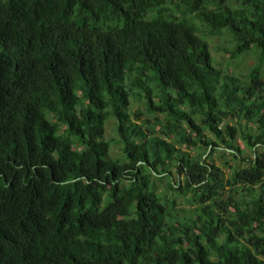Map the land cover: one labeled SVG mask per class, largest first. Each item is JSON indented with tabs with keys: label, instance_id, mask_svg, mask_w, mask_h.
I'll return each mask as SVG.
<instances>
[{
	"label": "trees",
	"instance_id": "16d2710c",
	"mask_svg": "<svg viewBox=\"0 0 264 264\" xmlns=\"http://www.w3.org/2000/svg\"><path fill=\"white\" fill-rule=\"evenodd\" d=\"M0 264H264V0H0Z\"/></svg>",
	"mask_w": 264,
	"mask_h": 264
},
{
	"label": "rangeland",
	"instance_id": "374dc122",
	"mask_svg": "<svg viewBox=\"0 0 264 264\" xmlns=\"http://www.w3.org/2000/svg\"><path fill=\"white\" fill-rule=\"evenodd\" d=\"M173 1V0H172ZM209 44V48L211 51V55L215 66L217 69L223 71L224 73L238 77L240 80H245L247 76L248 69L254 67L258 64L257 56L253 54H249L246 56H242L238 59H231L229 51L231 50L230 45L225 41L224 38L221 37H212L206 39ZM132 109H140L141 113L144 114L143 106L140 103H132ZM149 120L150 127L149 129L154 130L155 133L159 131V124L154 119L153 116L143 115L142 120ZM149 125V126H150ZM115 123L114 121H109L106 125V132H105V140L111 143V151L110 155L112 158L123 159L121 148L119 142H116L117 137L114 132ZM241 144V142H240ZM218 153L213 156L214 165L219 167L224 175V178L227 180L230 178L233 169L238 167V162L233 160L231 157L226 156L222 153ZM245 157H251V153L246 150ZM210 162V161H208ZM174 179L176 180L175 174L173 175ZM156 191L160 195H164L169 199L176 200V207L179 211L189 212L191 209L190 203L183 198V196H179L176 193H173L168 189L166 181H156ZM179 217H182V213L178 214Z\"/></svg>",
	"mask_w": 264,
	"mask_h": 264
}]
</instances>
